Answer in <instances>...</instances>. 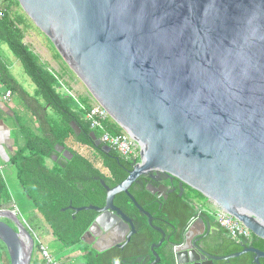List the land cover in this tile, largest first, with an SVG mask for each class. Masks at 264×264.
Masks as SVG:
<instances>
[{"label": "water", "instance_id": "95a60500", "mask_svg": "<svg viewBox=\"0 0 264 264\" xmlns=\"http://www.w3.org/2000/svg\"><path fill=\"white\" fill-rule=\"evenodd\" d=\"M57 53L118 128L138 145L140 161L109 188L103 207L81 237L99 238L98 253L124 249L136 234L133 219L114 205L124 193L161 235L140 264H158L164 242L174 264H213L244 254L260 264L264 252L243 245L228 256L205 248L211 224L195 213L181 241L153 225L130 189L143 179L146 191L166 201L178 182L201 193L264 241V0H17ZM75 135L80 129L72 122ZM95 148L108 154L93 132ZM74 154L56 145L49 160L64 168ZM16 220L15 222L13 221ZM0 244L9 264H35V238L25 219L0 209ZM153 260L151 261V259Z\"/></svg>", "mask_w": 264, "mask_h": 264}, {"label": "trees", "instance_id": "16d2710c", "mask_svg": "<svg viewBox=\"0 0 264 264\" xmlns=\"http://www.w3.org/2000/svg\"><path fill=\"white\" fill-rule=\"evenodd\" d=\"M20 7L17 0H9L0 15V43L8 47L21 65L24 76L34 87L33 94L26 91L11 74L7 66L0 60V85L9 90L12 97L19 99L24 110L35 123V128L25 126L18 116L15 124L24 138V146L12 152L5 166L13 170V179L18 192L40 217L52 238L63 250L73 253V256L83 258L85 264H137V259L151 255L150 247L158 243L161 235L147 223V219L139 214L128 197L120 193L114 198V205L133 219L136 234L130 243L122 250L113 248L97 254L93 250L80 248L81 237L94 222L97 214L94 211L74 213L69 209L87 206L103 207L106 193L100 185L103 179L109 188L122 183L132 170V165L119 157L114 148L105 154L100 148H95L89 138L91 130L85 120V112L78 107L76 100L61 89L58 77L41 65L38 56L24 43L25 30L28 28V17L24 13L14 12ZM86 110L91 102L81 99ZM53 112L57 118L50 115ZM74 122L80 129L75 135L71 128ZM112 133L119 130L110 126ZM71 145L91 148L101 159V165L106 173L87 157L71 148ZM56 145H62L74 154L64 168L57 164L49 166L50 155ZM69 145V147H68ZM168 195L166 201L158 199L144 187H132L130 193L136 202L153 218V225L161 228L172 243H179L180 233L189 219L195 213V207L190 199L195 197L206 203L212 201L201 193L184 185L183 193L177 188ZM11 203L10 193L0 173V209H6ZM211 226L217 228L211 246L207 252L213 256H228L241 252L243 245L252 246L264 252V241L254 235L246 243H236L228 238L214 220L206 215ZM1 247L5 250L2 244ZM160 257L158 264H174L172 249L166 242L156 250ZM153 258L151 259V261ZM213 264H254L251 254H244L229 261H216ZM264 264V259L260 260Z\"/></svg>", "mask_w": 264, "mask_h": 264}, {"label": "crops", "instance_id": "0c3cea01", "mask_svg": "<svg viewBox=\"0 0 264 264\" xmlns=\"http://www.w3.org/2000/svg\"><path fill=\"white\" fill-rule=\"evenodd\" d=\"M6 48L3 46V44L0 43V60L7 66V68L10 70L11 74L17 79L19 82V77L18 75L22 76V81L23 83H27L26 79H24V74L21 69V65L16 59H11L8 57L6 53ZM17 73L16 76L14 73ZM24 76V77H23ZM21 84V82H19ZM22 85V84H21ZM2 89H0V94L4 92V87L0 85ZM30 94H33L35 89H28ZM27 91V90H26ZM31 91V92H30ZM2 112L4 113V118L0 120V173L2 174L1 170L2 169H9L7 166H5V163L7 160L11 157V154L13 151H15L18 148H21L24 146V138L22 134L20 133L19 129L17 128L15 124L14 117L18 116L21 120V122L27 126L30 127L31 129H34L35 123L32 121V118L27 115L24 112V109L22 106L19 104V106H16L15 108L7 109L4 107H0ZM50 113V112H49ZM69 147V145H68ZM85 157L88 156L87 154H83ZM50 163L54 164V162L50 161ZM56 164V163H55ZM3 171V170H2ZM3 179L5 181V184L8 188V191L10 193V187L11 183H8V180L4 176V173L2 174ZM17 190V187H16ZM19 196L20 193L16 191ZM11 197V203L9 204V207L6 209L10 210H16L17 213L19 214L20 210L18 208V203L17 201L15 202V196ZM26 203V202H25ZM23 212L24 214H21L22 217L25 219L26 223L28 226L34 231L35 233V239H36V245L39 241V243L43 246H45L48 249L49 254L51 255V258L58 264H85V260L80 257L73 256L74 254L65 251L62 249V247L53 240L52 235L50 231L45 227L43 224L42 220L40 217L35 213V211L31 208L29 204ZM215 232H217V228L212 227L211 228V235H213ZM101 242V243H99ZM99 243L101 246H104L106 242L101 241L99 238H91L87 239L85 242H81L79 247L80 248H86L93 250L97 254L98 251L95 249V244ZM110 250V249H109ZM108 251V250H107ZM38 252V257L36 254V263L35 264H46L44 258L42 257L39 249L36 251ZM106 252V251H105ZM104 253V252H102ZM137 264H140V262H136ZM0 264H9V260L6 254V251L1 247L0 245Z\"/></svg>", "mask_w": 264, "mask_h": 264}, {"label": "built area", "instance_id": "2783aa9c", "mask_svg": "<svg viewBox=\"0 0 264 264\" xmlns=\"http://www.w3.org/2000/svg\"><path fill=\"white\" fill-rule=\"evenodd\" d=\"M4 9L0 7V15ZM52 73V72H51ZM61 89L71 95L77 102L81 111L85 112V120L89 124L91 132L101 141L102 145L114 148L119 157L134 167L140 161V151L136 142L122 129L118 128L109 115L99 106L91 103L89 110H86L85 105L80 100L68 91L63 83L59 80ZM2 100L9 101L12 94L9 90H4L0 94ZM110 126H116L119 130L117 133H112ZM190 204L195 207V213L206 215L214 220L216 225L224 231L225 235L236 243H246L252 239V233L241 222L227 214L216 203H206L195 197L190 199ZM38 249L44 258L46 264H58L48 252V249L41 245L38 241ZM173 254H176V247L173 248Z\"/></svg>", "mask_w": 264, "mask_h": 264}, {"label": "rangeland", "instance_id": "374dc122", "mask_svg": "<svg viewBox=\"0 0 264 264\" xmlns=\"http://www.w3.org/2000/svg\"><path fill=\"white\" fill-rule=\"evenodd\" d=\"M9 0H0V7H3L7 4ZM14 12H20L24 13V11L21 9V7L14 8ZM25 14V13H24ZM26 15V14H25ZM27 16V15H26ZM28 17V16H27ZM28 23L29 26L25 30V36H24V43L30 48V50L38 56L39 62L41 65L45 66L47 70L50 72L54 73L58 79L63 83L64 87L70 91L72 95L77 97L79 100L81 99H88L92 104L98 105V103L95 101V99L91 96V94L87 91V89L84 87V85L80 82V80L73 74V72L69 69L65 61L62 59V57L57 53L51 42L49 41L48 37L45 35V33L36 25V23L28 17ZM3 46L6 48V53L9 58L15 59L16 58L13 56V54L10 52L8 47L3 44ZM16 76V72L14 73ZM19 77V82H21L23 88L29 92L28 89H34L30 81L26 79L27 83H23L22 81V76L18 75ZM18 79V78H17ZM0 89H2L0 87ZM1 91V90H0ZM64 91V90H63ZM31 92V91H30ZM19 104L22 106L20 103L19 99L14 97H11L9 101H4L2 100V96L0 95V107H4L7 109L15 108L16 106H19ZM24 109V107L22 106ZM24 112L29 115L26 110ZM50 115L54 118H57L56 115L53 112H50ZM4 113L0 109V120L4 118ZM30 116V115H29ZM113 122V121H112ZM114 123V122H113ZM115 124V123H114ZM116 125V124H115ZM71 148L74 149L75 151L79 152L80 154H87V158L94 163L99 168V170L102 173H106L105 169L102 167V161L100 158L97 157L96 153L88 147H80V146H74L71 145ZM49 166H52V163L47 161ZM3 170V171H2ZM1 172L2 174L4 173V176L8 180V183H11L10 187V195L12 197L15 196V202L17 201L18 203V208L20 210L19 215L24 214L23 212L25 211L24 208H26L28 205H26V201L23 198V196H19V194L16 192V183L13 179V170L11 168L9 169H2ZM26 202V203H25ZM28 204V203H27ZM22 216V215H21ZM0 226L8 228L10 227L7 225L6 222L1 221ZM36 240V239H35ZM36 245V243H35ZM38 250V245H36V251ZM38 257V252L36 253Z\"/></svg>", "mask_w": 264, "mask_h": 264}, {"label": "flooded vegetation", "instance_id": "af4514ba", "mask_svg": "<svg viewBox=\"0 0 264 264\" xmlns=\"http://www.w3.org/2000/svg\"><path fill=\"white\" fill-rule=\"evenodd\" d=\"M175 181H176V180H175ZM175 181H173V183L165 182L164 185H167L170 189H173L172 186H173V184H174ZM149 183H151V184H153V185L156 186L155 183H152L151 181H148V180L143 179V181L139 182V183H138L136 186H134V187L137 188V189H142V187L145 188V186H146L147 184H149ZM194 214H195V213H194ZM213 235H214V234H213ZM213 235H210V236L208 237V239H207V246H205L206 250H207L208 246H211L212 244H214V243H213V240H212Z\"/></svg>", "mask_w": 264, "mask_h": 264}, {"label": "bare ground", "instance_id": "6f19581e", "mask_svg": "<svg viewBox=\"0 0 264 264\" xmlns=\"http://www.w3.org/2000/svg\"><path fill=\"white\" fill-rule=\"evenodd\" d=\"M13 221L15 222L16 220L13 219ZM24 237H25V238H24L25 242H29V244H30V240H32V243H33V244L36 243L35 238H34V239H31V237H28V236H24Z\"/></svg>", "mask_w": 264, "mask_h": 264}]
</instances>
